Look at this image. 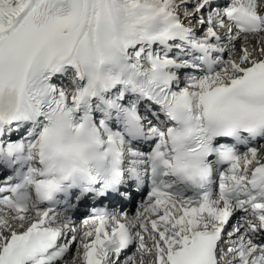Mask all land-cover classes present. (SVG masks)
Returning <instances> with one entry per match:
<instances>
[{
    "label": "snow or ice",
    "instance_id": "snow-or-ice-1",
    "mask_svg": "<svg viewBox=\"0 0 264 264\" xmlns=\"http://www.w3.org/2000/svg\"><path fill=\"white\" fill-rule=\"evenodd\" d=\"M0 264H264V0H0Z\"/></svg>",
    "mask_w": 264,
    "mask_h": 264
}]
</instances>
